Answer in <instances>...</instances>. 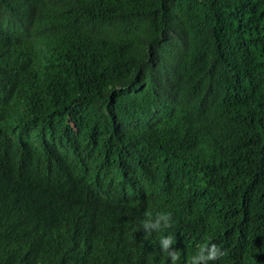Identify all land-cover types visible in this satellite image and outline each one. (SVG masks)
Wrapping results in <instances>:
<instances>
[{
    "label": "trees",
    "instance_id": "16d2710c",
    "mask_svg": "<svg viewBox=\"0 0 264 264\" xmlns=\"http://www.w3.org/2000/svg\"><path fill=\"white\" fill-rule=\"evenodd\" d=\"M168 235L264 264V0H0V264H171Z\"/></svg>",
    "mask_w": 264,
    "mask_h": 264
},
{
    "label": "clouds",
    "instance_id": "9594fccd",
    "mask_svg": "<svg viewBox=\"0 0 264 264\" xmlns=\"http://www.w3.org/2000/svg\"><path fill=\"white\" fill-rule=\"evenodd\" d=\"M146 219L142 221V228L145 233L151 234L153 230L161 231L172 226L171 213H157L155 216L151 212L145 213ZM175 243L172 235L163 236L160 239L161 250L166 253L171 264H178L180 253L177 249L169 251L171 245ZM225 252L215 243H202L194 255L188 258L187 264H209L210 261H216L223 257Z\"/></svg>",
    "mask_w": 264,
    "mask_h": 264
},
{
    "label": "bare ground",
    "instance_id": "6f19581e",
    "mask_svg": "<svg viewBox=\"0 0 264 264\" xmlns=\"http://www.w3.org/2000/svg\"><path fill=\"white\" fill-rule=\"evenodd\" d=\"M65 114V113H64Z\"/></svg>",
    "mask_w": 264,
    "mask_h": 264
}]
</instances>
